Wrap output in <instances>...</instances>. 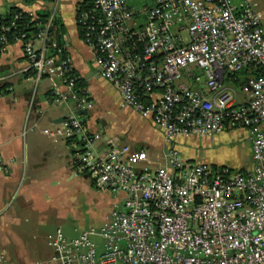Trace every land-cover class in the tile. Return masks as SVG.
Listing matches in <instances>:
<instances>
[{"label": "built area", "instance_id": "1", "mask_svg": "<svg viewBox=\"0 0 264 264\" xmlns=\"http://www.w3.org/2000/svg\"><path fill=\"white\" fill-rule=\"evenodd\" d=\"M35 15V13H31ZM56 10L32 37H17L27 80L52 76L63 89L59 104L74 109L55 130L78 146L75 169L96 186L124 193L103 224L48 241L43 264H264V22L255 0H80L77 23L102 77L121 95V107L150 117L164 132L165 163L152 165L145 149L90 132L84 110L93 107L77 87L71 58L49 54ZM14 25V22L12 23ZM0 29V45H9ZM186 34V35H185ZM36 43H38L36 45ZM249 69L238 101L226 77ZM260 69V74L255 71ZM199 71V72H198ZM183 76L203 83L194 88ZM212 94V97L210 96ZM226 94L228 97H226ZM246 129L252 163L235 169L183 158L174 141ZM105 141V149L97 143ZM77 141V142H76ZM0 264L7 257L0 252Z\"/></svg>", "mask_w": 264, "mask_h": 264}, {"label": "crops", "instance_id": "2", "mask_svg": "<svg viewBox=\"0 0 264 264\" xmlns=\"http://www.w3.org/2000/svg\"><path fill=\"white\" fill-rule=\"evenodd\" d=\"M257 2L264 18V8L259 0ZM79 3L80 0H39L33 4H25L21 0H0V14H6L12 5L33 14L40 9H55L65 29L62 39H58L71 58L74 74L85 84L84 88L94 104L89 110H84L86 113L83 112L89 131L127 143L135 150L145 149L152 165L164 164L168 150L164 132L150 117L121 107L119 91L102 77L95 53L80 33L77 23ZM27 64L20 41L1 49L0 250L7 249L8 253L1 252L20 264L31 262L37 254L51 257L52 249L44 255L42 248L49 246L47 241L53 238L55 229L66 219L70 187L81 191L86 184H94L75 169L78 146L63 137L54 139L47 132L59 127V120L71 113L74 103L63 107L64 104L55 101V91L63 89L55 77L44 76L38 82L27 80L22 72ZM231 80L227 76L223 87L233 92L229 86ZM182 82L194 88L204 87L203 83L186 76ZM241 93L238 97L242 98H236L238 101L245 98ZM191 137L198 138L180 136L174 141V147L183 158L188 159V156L183 153L181 144ZM96 146L99 152L104 151L105 141H99ZM112 194L115 195L113 207L122 206L125 194ZM69 231L66 237L74 238Z\"/></svg>", "mask_w": 264, "mask_h": 264}, {"label": "rangeland", "instance_id": "3", "mask_svg": "<svg viewBox=\"0 0 264 264\" xmlns=\"http://www.w3.org/2000/svg\"><path fill=\"white\" fill-rule=\"evenodd\" d=\"M259 1L260 6L264 8V0ZM128 3L135 7L142 5L151 6L153 0H128ZM244 77L240 74V78L238 80H231L229 85L232 87L238 100L242 98L238 96L242 94L241 82L244 81ZM65 106L66 104L63 107ZM248 133L246 129H231L223 131L213 137H198L197 139L191 137L189 141H185L181 145L185 156H188V159L192 161H201L211 165L230 166L235 169H240L248 167L252 163V143ZM114 197L115 195L110 190L98 187L95 184L91 185L88 183L86 184V188H82L81 191L71 186L69 198L67 199L69 208L66 209V219L61 226L55 229L53 237L56 235L57 229H61L66 236H68L67 231L70 229L69 234L72 232L71 236L77 237L79 231L92 227H100L105 220V216L114 209ZM123 207L122 205L116 208L123 209ZM101 221L102 223H100ZM50 249L49 246H46V248H42V252L44 250V255L49 254ZM1 251L8 253L7 249H2ZM7 253L6 255L8 257ZM46 257L47 255L37 254L31 262L26 264H43L50 258ZM7 264L20 263L16 260H10L8 257Z\"/></svg>", "mask_w": 264, "mask_h": 264}, {"label": "trees", "instance_id": "4", "mask_svg": "<svg viewBox=\"0 0 264 264\" xmlns=\"http://www.w3.org/2000/svg\"><path fill=\"white\" fill-rule=\"evenodd\" d=\"M25 4H33L39 0H21ZM51 15V11L49 9H40L36 12L35 15H32L30 12L24 10L22 7L18 5H12L9 7L6 14H0V29L3 26L11 25V29L7 32V36L9 38V44L15 43L17 41V37H20L21 34L26 33V37L24 38L25 41L32 37V35L37 32V30L44 24ZM14 22V25L12 23ZM65 29L62 25V21L58 16L54 17L53 26L51 28V35L52 40L55 41L56 46H52L49 43V54L55 55L60 58H65L67 53L65 49H63V43L58 39L59 37L62 39L63 33ZM81 35L83 36L82 31H80ZM2 46L0 45V51ZM256 70V74H260L261 72ZM74 73V71H73ZM240 74L245 76L244 80L250 74L249 69H244L243 71L236 73L234 76L240 78ZM243 82V81H242ZM77 87L84 88L85 84L81 81V79L77 78ZM2 88H0V93L2 92ZM69 142H72L69 139ZM77 142V141H76Z\"/></svg>", "mask_w": 264, "mask_h": 264}, {"label": "water", "instance_id": "5", "mask_svg": "<svg viewBox=\"0 0 264 264\" xmlns=\"http://www.w3.org/2000/svg\"><path fill=\"white\" fill-rule=\"evenodd\" d=\"M86 113V111H84ZM64 120V117H62L59 122H62ZM87 177V176H86Z\"/></svg>", "mask_w": 264, "mask_h": 264}]
</instances>
